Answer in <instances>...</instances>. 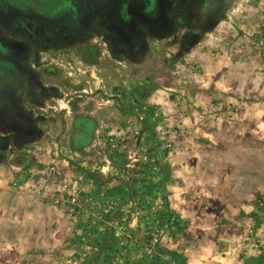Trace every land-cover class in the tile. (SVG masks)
Returning a JSON list of instances; mask_svg holds the SVG:
<instances>
[{
    "label": "rangeland",
    "instance_id": "rangeland-1",
    "mask_svg": "<svg viewBox=\"0 0 264 264\" xmlns=\"http://www.w3.org/2000/svg\"><path fill=\"white\" fill-rule=\"evenodd\" d=\"M0 264H264V0L0 2Z\"/></svg>",
    "mask_w": 264,
    "mask_h": 264
},
{
    "label": "flooded vegetation",
    "instance_id": "flooded-vegetation-1",
    "mask_svg": "<svg viewBox=\"0 0 264 264\" xmlns=\"http://www.w3.org/2000/svg\"><path fill=\"white\" fill-rule=\"evenodd\" d=\"M3 10L15 11L20 7H34L36 9H46L52 0H0Z\"/></svg>",
    "mask_w": 264,
    "mask_h": 264
}]
</instances>
